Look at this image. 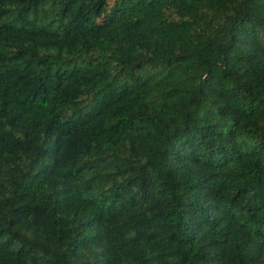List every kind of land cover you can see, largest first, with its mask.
I'll return each instance as SVG.
<instances>
[{
    "label": "trees",
    "instance_id": "trees-1",
    "mask_svg": "<svg viewBox=\"0 0 264 264\" xmlns=\"http://www.w3.org/2000/svg\"><path fill=\"white\" fill-rule=\"evenodd\" d=\"M0 264H264V0H0Z\"/></svg>",
    "mask_w": 264,
    "mask_h": 264
}]
</instances>
